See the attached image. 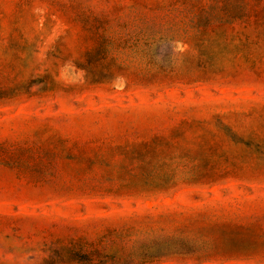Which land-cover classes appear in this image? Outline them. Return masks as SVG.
Instances as JSON below:
<instances>
[{
	"label": "rangeland",
	"instance_id": "374dc122",
	"mask_svg": "<svg viewBox=\"0 0 264 264\" xmlns=\"http://www.w3.org/2000/svg\"><path fill=\"white\" fill-rule=\"evenodd\" d=\"M0 264H264V0H0Z\"/></svg>",
	"mask_w": 264,
	"mask_h": 264
}]
</instances>
